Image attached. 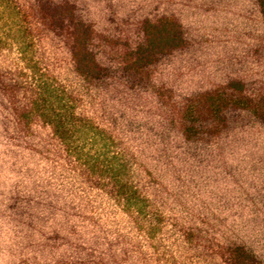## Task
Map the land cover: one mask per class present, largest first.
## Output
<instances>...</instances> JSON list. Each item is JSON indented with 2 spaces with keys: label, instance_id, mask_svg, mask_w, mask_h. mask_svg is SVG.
<instances>
[{
  "label": "trees",
  "instance_id": "16d2710c",
  "mask_svg": "<svg viewBox=\"0 0 264 264\" xmlns=\"http://www.w3.org/2000/svg\"><path fill=\"white\" fill-rule=\"evenodd\" d=\"M0 21V264H264V0Z\"/></svg>",
  "mask_w": 264,
  "mask_h": 264
},
{
  "label": "rangeland",
  "instance_id": "374dc122",
  "mask_svg": "<svg viewBox=\"0 0 264 264\" xmlns=\"http://www.w3.org/2000/svg\"><path fill=\"white\" fill-rule=\"evenodd\" d=\"M2 24H3V22L0 21V26H2ZM3 31H5V30L3 29ZM1 33L5 36V32H1Z\"/></svg>",
  "mask_w": 264,
  "mask_h": 264
}]
</instances>
